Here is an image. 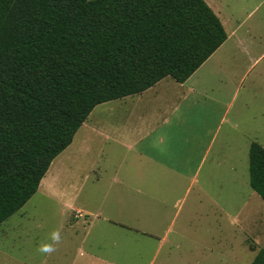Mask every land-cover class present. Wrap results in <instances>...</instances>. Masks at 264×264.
<instances>
[{
  "label": "crops",
  "instance_id": "crops-1",
  "mask_svg": "<svg viewBox=\"0 0 264 264\" xmlns=\"http://www.w3.org/2000/svg\"><path fill=\"white\" fill-rule=\"evenodd\" d=\"M204 1L222 23L226 42L183 84L166 78L139 95L98 105L72 144L52 162L33 196L40 193L56 203L52 211L60 218L57 232L66 233L58 252L65 256L76 244L79 252L70 264H122L124 261L115 263L111 256L103 255L101 246H119L118 254L126 260L131 238L148 246L144 251L150 248L145 264H154L166 247L164 264H185L181 262L189 259L186 246H200L204 237H215V245L223 252L231 230L233 244L236 236L238 245L242 227L256 234L264 205L242 216L239 196L235 203L234 190L225 186L222 150L202 174L227 114L224 112L223 117L224 104L218 97L232 79L227 77L222 82L196 75L208 65L220 66L211 59L230 41L232 51H237L262 39L261 27L254 24L243 33L246 23L237 19V8L226 0ZM247 2L244 0V5ZM92 173L96 176L89 189V203L81 204L85 184L81 182L90 179ZM228 177L229 181L234 179V175ZM87 218H92L90 223ZM80 222L88 226L87 236L95 233L94 251L86 252L79 244ZM201 251L205 258L214 252L207 248ZM52 253L47 252L41 264H47Z\"/></svg>",
  "mask_w": 264,
  "mask_h": 264
},
{
  "label": "trees",
  "instance_id": "trees-1",
  "mask_svg": "<svg viewBox=\"0 0 264 264\" xmlns=\"http://www.w3.org/2000/svg\"><path fill=\"white\" fill-rule=\"evenodd\" d=\"M226 40L204 0H0V225L98 105L185 83ZM249 173L264 200L255 142Z\"/></svg>",
  "mask_w": 264,
  "mask_h": 264
},
{
  "label": "rangeland",
  "instance_id": "rangeland-1",
  "mask_svg": "<svg viewBox=\"0 0 264 264\" xmlns=\"http://www.w3.org/2000/svg\"><path fill=\"white\" fill-rule=\"evenodd\" d=\"M226 1L228 5L238 9L235 14L237 19L240 18L246 23L241 32L244 33L247 28H250L249 26L258 24L261 27L260 36L262 39H255L237 51H232V41H230L217 57L211 59L212 62H220L221 65H213L214 67L208 65L196 75L199 78H214L217 81L222 80V82L227 77L232 79L227 85H224L223 92H220L223 95L218 97L224 104L223 117L224 112L227 114L225 121L216 132L202 174L211 167L217 151L220 153L222 150L225 155V164H223L224 173L226 174L225 186L227 185L228 188V185H230L231 190H234L235 203L239 196L241 212L244 216L254 207L260 208L264 205V201L252 190L249 175L250 145L255 142L264 148V2L261 3L262 0H249L247 5H244V0ZM255 7H258L256 12L247 18L248 13ZM171 82L173 81L171 80ZM233 125H238L235 130L232 128ZM84 160L86 161L85 158ZM233 164L234 166H232ZM87 166L88 164H86V168ZM220 172H223V170ZM96 173L98 174V172ZM229 175H234L232 181H229L231 179V177H228ZM95 176L96 174L92 173L90 179L82 180L81 184H85L81 188L82 194L79 198L81 204L89 203L87 197L89 189L94 186L93 179ZM52 206L56 207L54 201L43 198L38 193L29 201L26 207L0 227V264L42 263L47 252L40 249L44 245L53 243L52 233L58 231V223L60 222V218L56 217L52 211V209L56 210ZM91 219H88L89 223ZM80 225L79 244L86 252L94 251L92 250V238H95L94 231L87 236L88 226L82 222H80ZM255 233V235L249 234V231L245 232L242 227L241 240L238 245L236 236L233 244L231 230L229 244L226 251L223 252L215 245V237H204L200 246H186L189 249L187 254L189 259L181 263L251 264L258 252L264 248V217L257 220V231ZM65 235L66 233L60 234L59 240L54 241L52 244L54 250L47 264H70L73 258L78 257L77 244L70 246L71 250L67 251L65 256H63V252H58L60 242L66 237ZM206 240H208L207 244ZM101 247V253L111 256L112 261L115 263L124 261L122 264H145L148 257H150L148 254L150 248L147 252L144 251L148 246H144L143 243H139L133 238L128 242V257L126 260L118 254L120 252L119 246L118 248L107 245ZM197 248L201 250L213 249V256L205 258V255L201 256L202 251L197 250ZM167 250L168 247L156 258L154 264H164ZM177 252L183 251L179 250Z\"/></svg>",
  "mask_w": 264,
  "mask_h": 264
},
{
  "label": "clouds",
  "instance_id": "clouds-1",
  "mask_svg": "<svg viewBox=\"0 0 264 264\" xmlns=\"http://www.w3.org/2000/svg\"><path fill=\"white\" fill-rule=\"evenodd\" d=\"M51 238H52L53 241H58L59 240V234L57 232H54V233H52V237ZM40 250L44 251V252H51L54 249L50 245H44V246L41 247Z\"/></svg>",
  "mask_w": 264,
  "mask_h": 264
},
{
  "label": "built area",
  "instance_id": "built-area-1",
  "mask_svg": "<svg viewBox=\"0 0 264 264\" xmlns=\"http://www.w3.org/2000/svg\"><path fill=\"white\" fill-rule=\"evenodd\" d=\"M77 216H80V214H77Z\"/></svg>",
  "mask_w": 264,
  "mask_h": 264
}]
</instances>
